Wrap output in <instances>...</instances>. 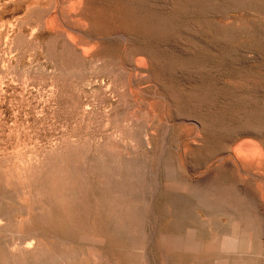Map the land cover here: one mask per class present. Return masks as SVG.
I'll list each match as a JSON object with an SVG mask.
<instances>
[{
    "label": "rangeland",
    "instance_id": "374dc122",
    "mask_svg": "<svg viewBox=\"0 0 264 264\" xmlns=\"http://www.w3.org/2000/svg\"><path fill=\"white\" fill-rule=\"evenodd\" d=\"M262 190L264 0H0V264H264Z\"/></svg>",
    "mask_w": 264,
    "mask_h": 264
},
{
    "label": "bare ground",
    "instance_id": "6f19581e",
    "mask_svg": "<svg viewBox=\"0 0 264 264\" xmlns=\"http://www.w3.org/2000/svg\"><path fill=\"white\" fill-rule=\"evenodd\" d=\"M53 1H54V0H53ZM56 1H57V0H56ZM77 2H78V1H77ZM81 3H82V2H81ZM77 5H78V4H77ZM80 5H81V4H80ZM58 11H59V10H58ZM70 14H71V12H70ZM72 15H74V14H72ZM77 16H78V15H77ZM49 18H50V17H49ZM81 18H83V17L81 16ZM83 19H84V18H83ZM47 20H48V19H47ZM57 20H58V19H57ZM57 20H55V21H57ZM43 22H44V21H43ZM43 22H42V23H43ZM57 22H58V21H57ZM58 25H59V24H58ZM44 26H45V25H44ZM65 26H66V25H65ZM70 26H72V25H70ZM172 27H173V26H172ZM69 28H70V27H69ZM57 29H58V28H57ZM58 30L60 31L61 29H58ZM62 30H63V29H62ZM62 30H61V32H62ZM71 31H72V30H71ZM65 32H66V31H65ZM63 33H64V32H63ZM59 36H60V34H59ZM78 36H79V35H78ZM62 37H63V36H62ZM80 37H81V36H80ZM60 38H61V37H60ZM63 38H64V37H63ZM67 38H68V37H67ZM67 38H66V39H67ZM69 38L73 39V38L70 37V36H69ZM83 39H84V38H83ZM64 40H65V39H64ZM67 40L69 41V39H67ZM84 41H85V40H84ZM69 42H71V41H69ZM70 44H72V42H71ZM76 44H77V43H76ZM78 45H80V44L78 43ZM78 45H77V46H78ZM80 46H81V45H80ZM140 70H141V69H140ZM246 154H247V153H246ZM260 189H261V188H260ZM262 192H263V190H262ZM263 193H264V192H263ZM263 193H262V194H263ZM262 197H263V196H262ZM26 246H27V245H26Z\"/></svg>",
    "mask_w": 264,
    "mask_h": 264
}]
</instances>
